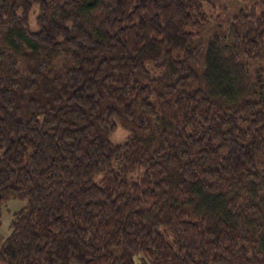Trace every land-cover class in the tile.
Listing matches in <instances>:
<instances>
[{"label": "trees", "instance_id": "16d2710c", "mask_svg": "<svg viewBox=\"0 0 264 264\" xmlns=\"http://www.w3.org/2000/svg\"><path fill=\"white\" fill-rule=\"evenodd\" d=\"M11 198L0 264H264V0H0Z\"/></svg>", "mask_w": 264, "mask_h": 264}, {"label": "rangeland", "instance_id": "374dc122", "mask_svg": "<svg viewBox=\"0 0 264 264\" xmlns=\"http://www.w3.org/2000/svg\"><path fill=\"white\" fill-rule=\"evenodd\" d=\"M32 15L33 18H31V27L32 29H36L37 26L34 20V14ZM127 135L128 131L119 126L112 134L111 140L115 143H121L124 142ZM26 204V200L14 198H11L0 204V236L2 237V240L9 237L11 233V223L15 217V214L19 212Z\"/></svg>", "mask_w": 264, "mask_h": 264}]
</instances>
